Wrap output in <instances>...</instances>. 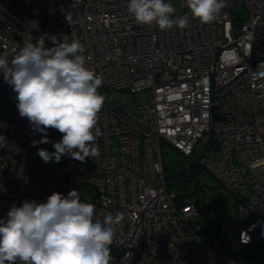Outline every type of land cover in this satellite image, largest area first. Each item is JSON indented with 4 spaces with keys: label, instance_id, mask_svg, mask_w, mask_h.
Wrapping results in <instances>:
<instances>
[{
    "label": "built area",
    "instance_id": "built-area-1",
    "mask_svg": "<svg viewBox=\"0 0 264 264\" xmlns=\"http://www.w3.org/2000/svg\"><path fill=\"white\" fill-rule=\"evenodd\" d=\"M185 2L173 18L186 15L187 26L162 31L131 18L128 0H0V54L11 59L28 36L46 47L52 35L74 37L105 97L99 156L44 162L38 149L55 150L62 134L50 128L49 142L33 145L45 133L19 115L0 73V218L26 199L76 190L94 219L116 218L109 264H264V0H226L210 23ZM141 90L151 97L134 110L114 98ZM163 143L185 173L198 166L233 197L213 228L199 222L193 178H178L181 197L168 187Z\"/></svg>",
    "mask_w": 264,
    "mask_h": 264
},
{
    "label": "clouds",
    "instance_id": "clouds-1",
    "mask_svg": "<svg viewBox=\"0 0 264 264\" xmlns=\"http://www.w3.org/2000/svg\"><path fill=\"white\" fill-rule=\"evenodd\" d=\"M225 6L226 0L185 2L192 18L201 23L212 22ZM175 11L165 0H128L127 4L137 23H155L162 31L187 26V16L173 18ZM49 39L52 46L46 47L43 36L36 43L28 36L22 46L16 44L11 59L0 54V73L16 93L19 115L35 131L45 133L33 145L49 142L50 128L62 134L53 143L54 152L38 149L44 162L58 163L65 154L80 162L97 158L95 142L102 135L98 120L105 101L98 89L103 81L86 66L85 48L78 39L57 40L55 35ZM256 70H264V62ZM94 213L95 206L82 202L76 190L66 196L53 192L46 202L26 199L20 206L13 204L0 218V264H109L116 218L108 214L96 220Z\"/></svg>",
    "mask_w": 264,
    "mask_h": 264
},
{
    "label": "rangeland",
    "instance_id": "rangeland-1",
    "mask_svg": "<svg viewBox=\"0 0 264 264\" xmlns=\"http://www.w3.org/2000/svg\"><path fill=\"white\" fill-rule=\"evenodd\" d=\"M176 9L175 13L181 10L180 0H167ZM240 7L236 11H240ZM151 92L149 90H141L137 92L115 91L114 98L121 104L134 110L138 103L146 102L150 99ZM39 141L37 136H32L30 142ZM164 152L165 166L170 172L182 169L184 167L183 156L167 143L162 144ZM54 152L55 150H49ZM192 195L199 198L201 203L205 204L207 214L213 215V219L217 220L214 213H230L234 209L233 197L229 192L221 187L219 181L208 171H201L193 177L189 183ZM198 218L200 216L198 215Z\"/></svg>",
    "mask_w": 264,
    "mask_h": 264
},
{
    "label": "trees",
    "instance_id": "trees-1",
    "mask_svg": "<svg viewBox=\"0 0 264 264\" xmlns=\"http://www.w3.org/2000/svg\"><path fill=\"white\" fill-rule=\"evenodd\" d=\"M185 167H183L182 169L179 170H175L174 172H168L166 177H167V181H169L168 183V187L178 190L180 192H178L179 197H181V191H182V187L180 186V183L177 181L178 178H181V174L184 176L182 177V179L184 180V182L186 183L187 181H189V177L190 179L193 178L196 174L200 173L201 169H199L198 166H191V168L189 169L188 174L185 173ZM190 189V186H187ZM191 191V189H190ZM193 193V192H191ZM195 202H197V204L199 205L200 208V219L199 222L201 223V226H203V228H205L206 226H208V224H212L210 227L213 228V226L217 223V220H219V218H221L222 216H225L229 213H220L217 214L216 212L214 213V216H216L217 220L213 219V215H209L206 213V211H204L205 209V204L199 200V198H195Z\"/></svg>",
    "mask_w": 264,
    "mask_h": 264
}]
</instances>
